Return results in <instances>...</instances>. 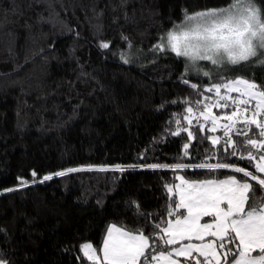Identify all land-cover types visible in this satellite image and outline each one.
<instances>
[{
  "label": "trees",
  "instance_id": "obj_1",
  "mask_svg": "<svg viewBox=\"0 0 264 264\" xmlns=\"http://www.w3.org/2000/svg\"><path fill=\"white\" fill-rule=\"evenodd\" d=\"M228 2L0 0V259L93 264L81 245L88 242L100 254L111 225L149 236L156 224L164 227L184 215L175 209L177 196L166 190L178 175L189 181L242 179L232 168L197 167L207 161L254 171L262 150L233 134L236 148L225 152L222 129L201 130L196 120L189 125L183 117L190 106L204 109L197 101L201 92L211 97L204 89L212 83L243 77L264 87V68L229 66L209 78L187 74L184 60L171 52H142L180 23L185 11ZM255 3L264 10V0ZM128 46L138 53L135 60ZM213 136L221 137L215 147L206 139ZM249 138L260 139L255 126ZM248 151L257 160L239 159ZM176 164L187 167H171ZM116 165L125 171L97 170ZM71 168L85 170L67 172ZM59 171L67 174L53 175ZM46 175L53 178L32 183ZM21 180L28 184L21 187Z\"/></svg>",
  "mask_w": 264,
  "mask_h": 264
},
{
  "label": "snow or ice",
  "instance_id": "obj_2",
  "mask_svg": "<svg viewBox=\"0 0 264 264\" xmlns=\"http://www.w3.org/2000/svg\"><path fill=\"white\" fill-rule=\"evenodd\" d=\"M164 36V40L153 45V50H168L177 57L187 58L191 64L206 61L212 66L220 67L264 68V59H261L264 57V10L256 5L255 0H229L219 8L191 14L185 11L183 21L174 23ZM124 39L127 40L126 37ZM100 46L109 48L108 43ZM185 67L187 71L190 65L186 63ZM202 75L209 77L211 73L205 71ZM183 82L189 83L188 80ZM190 86L197 88L196 84ZM204 92L215 93L216 99L212 107L226 109L231 106L233 110L231 114L214 115L206 103L211 101V97H204L201 92L203 99L198 100L197 104L203 106L204 111L199 113L197 123L199 117H203L205 121H211L212 132L217 131V128L223 129L224 143L227 145L225 152L228 148H236L233 134L244 137V142L251 149L262 150L254 171L227 163L197 165L199 168L213 170L232 168L234 173L242 174V179L232 175L226 180L189 182L180 177L181 184L175 185L179 192V202L175 203V209H186L187 215L181 218L177 214L174 220H167L164 227L156 224L155 235L149 236L142 232L133 234L112 225L107 229V236L103 240L102 258L90 243L81 245L84 258L93 264H180V257L194 259L195 264H264V178L261 177L264 174V119L257 118L264 116V87L247 79L236 78L226 83L212 84ZM233 93L236 95H232ZM186 111L192 114L193 108L190 106ZM183 118L189 125L192 124L193 121L188 116ZM221 120L226 122L221 124ZM176 123L179 124L180 121L177 120ZM253 126L258 130L260 139L249 138ZM204 127V124H199L201 130ZM173 135H179V132ZM188 137L192 138L191 131H188ZM206 139H210L214 147L221 143V137L218 136ZM188 148L189 144H185V155ZM231 155L236 156V151ZM239 159L252 161L257 160V157L252 151H248L247 156L241 155ZM171 167L179 169L187 166L176 164ZM84 170L71 168L67 172ZM97 170L125 171L119 165ZM67 172L59 171L53 175L65 176ZM31 175L36 177L37 174L33 171ZM53 175H46L39 181L34 179L32 183L51 180ZM27 184L26 180L20 181L21 187ZM166 190L168 193L173 192L172 187H167ZM257 191L262 195L257 197ZM168 216H173V212L170 211ZM202 217H211L212 222L202 224ZM193 239L199 243H191ZM185 240L189 243H184ZM159 242L172 247L157 250ZM193 253H197L198 257H194ZM0 264H8V261L0 259Z\"/></svg>",
  "mask_w": 264,
  "mask_h": 264
},
{
  "label": "rangeland",
  "instance_id": "obj_3",
  "mask_svg": "<svg viewBox=\"0 0 264 264\" xmlns=\"http://www.w3.org/2000/svg\"><path fill=\"white\" fill-rule=\"evenodd\" d=\"M212 9V8H211ZM195 13V12H194ZM183 21V20H182ZM181 21V22H182ZM180 22V23H181ZM179 24V23H178ZM172 29V28H171ZM165 39V36L163 35L162 37H161V39L157 42V43H159L161 40H164ZM156 43V44H157ZM155 45V44H154ZM130 49V52H127V54L130 56V59H134L135 60V58H137L138 57V53L136 52V51H134V50H132L131 48H130V46H128L127 47V51ZM143 52V54H150L149 56L151 57V56H154V55H156V54H159V53H164V52H170V51H168V50H166V51H164V52H159V51H155V50H153V46L150 48V49H148V50H146V51H142ZM145 52V53H144ZM124 53V52H123ZM174 55H175V53H173ZM123 55V54H122ZM180 58H182L183 60H184V63H185V66H186V63L187 64H189L190 65V67H189V69L186 71V67H185V72L187 73V74H192V75H197V76H203L202 75V73L203 72H205V71H208V72H210L211 73V75L209 76V78L210 77H213V76H218V75H222L223 73H225V72H227V69H228V67L229 66H225V67H220V66H212L211 64H210V62H206V61H200V62H197L196 64H191V62H189V61H187V58H184V57H180ZM262 59H264V57L262 58ZM236 78H243V77H235V78H231V79H227V80H225V81H221V82H215V83H226V82H228V81H230V80H235ZM243 79H245V78H243ZM248 80V79H247ZM250 81V80H249ZM250 82H252V81H250ZM215 83H212V84H215ZM212 84H210V85H208L207 87H210ZM206 87V88H207ZM224 94V90L222 89V91H221V95H223ZM232 95H236V93H233ZM211 98H212V101H211V103L209 104V107L212 109V112H213V114L214 115H217V116H223V115H225V114H231V112H227V113H224V112H217V110H216V108H214V107H212V104L215 102V99H216V97H215V93H212V95H211ZM201 111H204V109L203 110H193V113L192 114H188V117L191 119V120H196L197 121V117L199 116V113L201 112ZM188 122V121H187ZM226 121H223V120H221V121H219V123H221V124H223V123H225ZM199 124H204V126L205 127H207V128H209V129H211L212 128V123H211V121L209 120V121H205L204 119H203V117H199ZM219 129H222V128H217V130H219ZM222 131H223V129H222ZM257 162H258V160H257ZM256 162V163H257ZM206 164H217V163H222V162H205ZM180 177H182L181 175H178L177 176V180H176V182L175 183H173V184H171V185H168L167 187H172L173 188V192L171 193V194H175L176 196H177V201L179 202V192H178V190L175 188V185H178V184H181V180L179 179ZM184 179V178H183ZM226 179H228V178H225V179H221V180H226ZM184 180H186V179H184ZM212 180V179H211ZM186 181H189V180H186ZM203 181H207V180H203ZM215 181H219V180H215ZM189 182H200V181H189ZM184 211H185V213H184V215L183 216H185V215H187V210L186 209H184ZM182 216V217H183ZM181 217V218H182ZM175 218H173V220H174ZM212 222V218L211 217H202L201 218V221H200V223H211ZM112 226V225H111ZM117 228H119V227H117ZM133 234H135V233H133ZM106 236H107V233H106ZM106 236H105V238H106ZM208 238H206V240H207ZM191 243H199V241H197V240H195V239H193L192 241H190ZM85 243H88V242H85ZM184 243H189V241H187V240H185L184 241ZM84 244V243H83ZM97 255H100L101 256V258H102V250H101V252H100V254L97 252ZM193 256L194 257H198V254L197 253H193ZM173 258H176V257H173ZM180 258H183V257H180ZM202 259V258H201ZM194 260V259H193ZM180 264H182L181 263V261H180ZM194 264H195V261H194Z\"/></svg>",
  "mask_w": 264,
  "mask_h": 264
}]
</instances>
